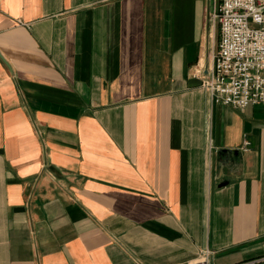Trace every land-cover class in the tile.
I'll return each instance as SVG.
<instances>
[{
	"label": "crops",
	"instance_id": "0c3cea01",
	"mask_svg": "<svg viewBox=\"0 0 264 264\" xmlns=\"http://www.w3.org/2000/svg\"><path fill=\"white\" fill-rule=\"evenodd\" d=\"M220 0H0V264H264V103L201 86Z\"/></svg>",
	"mask_w": 264,
	"mask_h": 264
},
{
	"label": "built area",
	"instance_id": "2783aa9c",
	"mask_svg": "<svg viewBox=\"0 0 264 264\" xmlns=\"http://www.w3.org/2000/svg\"><path fill=\"white\" fill-rule=\"evenodd\" d=\"M219 41L201 86L215 103L244 109L264 103V0H220ZM203 251L188 264H209Z\"/></svg>",
	"mask_w": 264,
	"mask_h": 264
}]
</instances>
